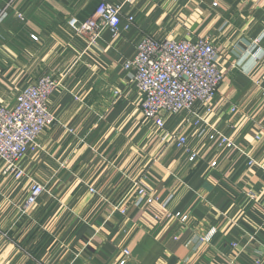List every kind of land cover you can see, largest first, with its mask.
Segmentation results:
<instances>
[{"label":"clouds","instance_id":"9594fccd","mask_svg":"<svg viewBox=\"0 0 264 264\" xmlns=\"http://www.w3.org/2000/svg\"><path fill=\"white\" fill-rule=\"evenodd\" d=\"M0 264H264V0H0Z\"/></svg>","mask_w":264,"mask_h":264}]
</instances>
